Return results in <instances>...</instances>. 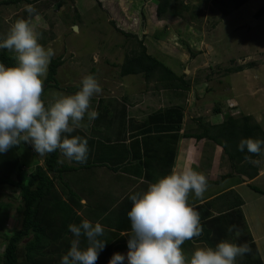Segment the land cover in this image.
I'll list each match as a JSON object with an SVG mask.
<instances>
[{"label":"rangeland","instance_id":"374dc122","mask_svg":"<svg viewBox=\"0 0 264 264\" xmlns=\"http://www.w3.org/2000/svg\"><path fill=\"white\" fill-rule=\"evenodd\" d=\"M1 1L0 35L6 34L17 19L27 18L24 5H34L39 19L36 20L35 16L32 19L40 34V43L45 48L53 49L54 57L61 56L64 59L58 68V78L63 87L45 86L43 100L46 103L59 93H75L82 77L92 74V68H96V73L92 75L97 78L103 91L91 101L90 110L98 112L92 130L103 128L109 131L114 125H109L113 113L111 121L118 124L120 114L117 113L123 103L126 105L135 100L136 109L142 105L147 107L144 111L148 113L151 108L158 106V101L168 99L162 85L157 84L156 80L147 82L140 74L123 77L127 82L122 84L117 73L118 64L128 51L138 47V43L136 38L126 37L117 31L113 22L143 38L151 54L177 74L186 75L191 88L187 90L185 102L176 103H182L184 110H187L185 121L192 132L203 130L197 121L200 116L207 119L204 123L214 126L229 115H251L253 120L264 126V11L261 14L258 12L264 8V0H249L228 15H223L213 0H181L189 7L184 9L181 16L167 13L162 17L157 15V0H32L31 3L24 1L20 4H5ZM180 6V0H177L176 7ZM74 26H78V30ZM113 75L117 79L115 82L110 78ZM129 86H132L133 98L127 99L123 95ZM173 101L179 99L174 98ZM218 106L221 107L220 111L216 110ZM85 123L89 124V121ZM211 143L218 144L212 140L209 148ZM34 152L29 144L22 145L17 153L21 156L20 162L26 159L35 162ZM227 160L229 157L222 151L221 170L213 172L211 177L218 179L224 170L232 171V175L237 174L236 180L242 179V167L237 162L233 170L230 167L223 168ZM263 160L264 154L256 160L259 161L257 165L260 166ZM195 170L199 171L198 168ZM262 174L255 184L264 189ZM105 177L106 174L99 179L93 178L91 182H86L87 186L93 190L108 186L109 179ZM87 186L84 188L87 189ZM4 192L6 195L11 194L9 189ZM228 195L233 201L239 200L233 193ZM5 199L8 200L7 197ZM247 201L245 217L249 218L255 235L261 240L258 246L264 255V194L255 190ZM18 217L14 207L7 222L9 232L19 223ZM185 243L183 250L187 255L193 250ZM2 249L1 246L0 252ZM99 260L100 257L96 264H99Z\"/></svg>","mask_w":264,"mask_h":264},{"label":"clouds","instance_id":"9594fccd","mask_svg":"<svg viewBox=\"0 0 264 264\" xmlns=\"http://www.w3.org/2000/svg\"><path fill=\"white\" fill-rule=\"evenodd\" d=\"M28 18L17 19L4 35H0V49L13 54L15 63H0V153H7L22 142L32 146L42 157L35 162L44 165V157L57 150L68 161L84 164L88 159V140L71 135L98 118L91 109L92 98L103 89L97 78L88 74L82 77L78 90L73 94L59 93L47 103L42 99L44 81L55 53L40 43V34L33 23L39 19L34 5H24ZM264 140L243 138L238 150L261 154ZM249 163H259L245 156ZM208 188L205 174L192 167L178 169L154 182L146 189L130 195L128 212L130 232L127 236L128 251L116 252L108 264H237V258L251 252L250 246L237 244L229 239L214 247L195 244L190 254L182 245L203 235L200 214L189 203V195L202 199ZM73 235L70 248L60 264H96L99 253L107 241L100 239L105 233L103 225L87 218L68 226ZM235 225L228 227L232 233ZM239 230L236 235L239 236Z\"/></svg>","mask_w":264,"mask_h":264},{"label":"trees","instance_id":"16d2710c","mask_svg":"<svg viewBox=\"0 0 264 264\" xmlns=\"http://www.w3.org/2000/svg\"><path fill=\"white\" fill-rule=\"evenodd\" d=\"M24 1L32 2V0H2L1 2L5 4H20ZM157 1V15L159 17L167 13L172 16H181L184 9L189 8L188 4L186 5L181 0L180 8L176 7L177 0ZM248 1L213 0V4L223 15H228L232 10L243 6ZM263 11L264 8L259 9L258 12L261 14ZM113 24L117 31L126 37L136 38L138 43V47L128 51L120 65L118 64L119 70L117 73L121 77L120 80L123 81V85L127 82L122 79L123 77L140 74L147 82L156 80L157 84L162 85V89L170 90L167 97L171 101L174 98L183 99L184 92L191 88L190 82L185 79L186 75L177 74L162 60L151 54L144 44L143 38H139L135 33L121 28L115 22ZM63 62L64 59L61 56L52 58L47 78L44 81L45 88L52 86L63 87L58 78V68ZM0 63L5 64V66H12L15 63L13 54L6 49H0ZM95 73L96 68H92V74ZM114 76L110 77L113 78V82L117 80ZM70 89L71 87H69ZM128 89L123 95L127 99L131 94L130 89H132V86H129ZM42 99H44V96H42ZM99 100L101 101L102 99ZM183 110V104L174 102L172 105L148 113L142 122L144 126L142 134H146V140L150 143V139L155 137V129H159L158 126H162L158 122L160 124L164 123L166 129L170 126L169 130L172 128L176 136H178L180 120L178 122L175 121H177L176 117H180L177 114L182 117ZM216 110L220 111L221 107L218 106ZM117 114H121V111ZM126 114H123V117ZM112 116H114V113ZM169 117H174V121L172 123L170 120V125H167ZM200 123V127L203 130L199 133H187V136L213 140L222 146L227 158L229 157V161H232H230L232 170L235 169L234 163L237 162L242 167L240 172H249L250 178L258 175L259 165L257 163H249L245 160V156H250L252 160L256 161L264 154V145L261 146V154H251L246 149L244 152L239 151L238 144L243 138L264 140V126L260 122L253 120L251 115H243L242 117L229 115L227 119L218 125L210 126L201 120ZM156 124H158V128H153ZM24 144L22 142L19 146L11 148L7 153H0V247H3L2 252H0V264H60L62 256L67 253L71 246L70 242L74 238L68 226L72 223L79 224L82 219L88 217L101 218L100 220L103 224L116 230L113 231L114 234L117 232L121 234L122 230L130 232V220L127 214L132 206L129 198L131 194L112 209L103 206L97 210L93 209L89 213L87 207L81 202L78 193L63 180V174L66 171L75 169L76 166L70 165L66 162L67 159L61 158L58 150L44 157V165L32 162V160L28 161L27 159L25 160L26 162L22 161L21 163V156L17 153ZM231 172L216 180L208 179V185L223 183L226 178L233 176ZM252 188L264 194V189L258 185H253ZM5 189L11 190V194L6 195ZM229 193L238 196L239 200L233 201L231 195H228ZM217 198L222 200V205L224 206H222V209H224H221V213L218 215H215L214 212L215 208L217 209L218 207L212 201L193 206L200 214L203 235L194 238L192 241H186L188 248L193 250L194 245L197 243L214 247L221 240L229 239L237 244L247 243L251 248L250 253L237 258V264H264L257 244L252 239L248 225L245 224L243 218L245 215L241 208L244 201L240 194L235 189H230L218 195ZM15 200L17 204L14 203ZM213 206L215 207L214 209ZM14 207L18 212L19 223L9 232L7 230V222L10 218V211ZM230 211L232 212L230 213ZM231 225H235L236 229L229 233L228 227ZM237 230H239V236L236 235ZM127 241L128 237L122 236L116 243L110 244L105 249L107 254L99 256V264H108L112 255L116 252L126 255L128 251ZM182 248L184 249V247Z\"/></svg>","mask_w":264,"mask_h":264},{"label":"crops","instance_id":"0c3cea01","mask_svg":"<svg viewBox=\"0 0 264 264\" xmlns=\"http://www.w3.org/2000/svg\"><path fill=\"white\" fill-rule=\"evenodd\" d=\"M185 79H187L186 76ZM104 88L107 87L104 86ZM112 91H110L111 94L115 92ZM132 91L133 90L130 89V92ZM169 91L170 90H163L166 96L169 94ZM132 93L130 94L129 98H133ZM186 94L187 91L184 92L183 99L175 101V103L180 101L185 102ZM165 103L168 104L165 105ZM156 104H158V106L156 108H151L148 113L172 105L174 104V101H171L168 98L166 100H160ZM136 105L137 104H135V100L129 101L126 105H124V103L121 104L119 109V113L121 111L120 120L118 124H116L115 122L111 121L114 117L113 116L109 121V125H114L109 131L103 128L101 130L98 127H96L98 128L97 131L92 130L91 126L93 125V121L89 122V124H86V117L82 122L85 127L76 129L71 134L79 135L88 140V147L92 148L89 149L87 159L90 162L80 164L75 161L66 160L67 163L76 166V168L66 171L63 174V180L66 181L71 186V188L78 193L79 197L81 198V202L85 207H87V211L89 213H91L93 209L97 210L103 206L107 207L108 209L118 206L128 195L134 194L136 191L146 189L148 183L154 182L159 177L170 173L174 166L178 169H182L184 167H192L194 169L198 168L199 172H202L206 175L207 180H216V178L211 177L213 176L212 173L216 170H221L223 151L222 146L211 143L209 148V142L212 140L210 141L208 138L197 139L196 137L187 136V133L200 132H192V128L190 126L187 128V122L185 121L187 110H183L182 117L181 115L177 114L180 116L176 117L177 121H175L178 122L180 120V130L178 136H176L172 128L169 130L170 126L166 129V127H164V123L160 124L158 122V124L162 126H158V124H156L153 127H159V129H155V137H152L149 143L145 138L146 134H142V128L144 127L142 122L146 114H148L145 113L144 108L147 107L142 105L137 106V109L139 108L137 111ZM125 113L127 114L125 117H123V114ZM170 120L173 123L174 117H169L167 119V125H170ZM200 120L202 122H206L207 119L203 116H200L199 119H197L199 126L201 124ZM208 120L211 122V119ZM213 122L214 121H212V123ZM87 128H89V130H87ZM208 149H210V151H208ZM35 154L36 153L34 152V157ZM61 158L64 157L61 155ZM37 159L41 160L42 157L39 156L36 158V160ZM223 165V168L230 167V170H232L229 160H227V164ZM81 170L87 171L82 172ZM219 171H217V175L219 174ZM227 173H229V171L225 172L222 170L219 175L222 174L221 176H223ZM248 173L249 172H241L240 177L242 179L240 180H236L237 174L235 175L233 173V176L226 178L223 183L209 184L202 199H196L194 193H191L189 195V203L192 206H195L197 204H203L206 201H212L213 204L218 207L216 209L213 206V209L215 208V215H218L221 213L220 210L222 209L223 205L222 200L218 199L219 197L217 198V196L230 189H235L240 194V196L244 198V204L241 206V208L245 215L244 208L248 204L247 199L249 200V197L252 196V192L255 191L253 190L252 186L256 185V181L261 179V176L263 175L262 173H264V160L259 166V173L256 177L250 178ZM104 174H106L105 178L109 179L108 186H100V189L97 190H93L91 187L87 186L86 182H91L93 178L99 179L100 177H103ZM221 176H219V178ZM250 182H252V185ZM85 186L88 188L85 189ZM247 195L248 197L246 198ZM231 212L232 211H230V213ZM226 214H228V212H226ZM245 216L243 217L245 224L248 225L252 239L257 244L259 254L264 261V255L258 246V242L261 240H259L255 235L254 228L248 220L249 218ZM87 219L93 223L99 221L105 229V233L102 237H100V239L107 241V244L104 250L99 253V256H104L107 254L105 253V249L113 242L116 243L122 237V233L128 231L122 230L121 234L118 232V234H114L113 231L116 230L103 224L100 220L101 218L94 219V217H88ZM185 244L187 245V243ZM183 246L184 245H182V247Z\"/></svg>","mask_w":264,"mask_h":264},{"label":"water","instance_id":"95a60500","mask_svg":"<svg viewBox=\"0 0 264 264\" xmlns=\"http://www.w3.org/2000/svg\"><path fill=\"white\" fill-rule=\"evenodd\" d=\"M74 29H77V26H74Z\"/></svg>","mask_w":264,"mask_h":264},{"label":"bare ground","instance_id":"6f19581e","mask_svg":"<svg viewBox=\"0 0 264 264\" xmlns=\"http://www.w3.org/2000/svg\"><path fill=\"white\" fill-rule=\"evenodd\" d=\"M75 30H78V26H77V29H75Z\"/></svg>","mask_w":264,"mask_h":264}]
</instances>
